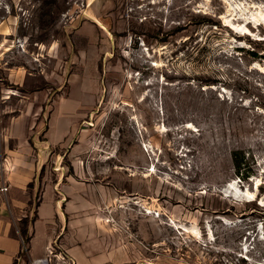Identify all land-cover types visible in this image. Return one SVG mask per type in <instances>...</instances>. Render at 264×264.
Masks as SVG:
<instances>
[{
    "label": "rangeland",
    "instance_id": "1",
    "mask_svg": "<svg viewBox=\"0 0 264 264\" xmlns=\"http://www.w3.org/2000/svg\"><path fill=\"white\" fill-rule=\"evenodd\" d=\"M28 163L21 230L53 187L81 218L14 264H264V0H0V185Z\"/></svg>",
    "mask_w": 264,
    "mask_h": 264
},
{
    "label": "crops",
    "instance_id": "2",
    "mask_svg": "<svg viewBox=\"0 0 264 264\" xmlns=\"http://www.w3.org/2000/svg\"><path fill=\"white\" fill-rule=\"evenodd\" d=\"M37 168L34 163L26 164L25 168L17 169L9 175V182L0 185V264H14L19 258L24 247L25 239L21 230V224L24 218H29L33 190L30 189V183L34 182ZM7 190H1L3 186ZM65 205V208H63ZM77 212L68 200L61 199L57 188L53 187L45 190L41 202L37 206L38 217L30 220L27 225L30 234V246L34 250V258L39 259L45 256V252L50 250L54 239L67 228H74L80 222L75 215ZM83 224H86L84 222ZM60 229V233L57 231ZM69 254L76 262L83 264H95L97 258L85 255L77 257L73 248L70 249L67 244ZM84 258V259H83ZM72 259V258H71Z\"/></svg>",
    "mask_w": 264,
    "mask_h": 264
},
{
    "label": "trees",
    "instance_id": "3",
    "mask_svg": "<svg viewBox=\"0 0 264 264\" xmlns=\"http://www.w3.org/2000/svg\"><path fill=\"white\" fill-rule=\"evenodd\" d=\"M237 154H238V152H234V162H235V167L237 168V170H238V172L240 174V172H241V163L237 159ZM22 232H23V235H24V239H25V237H28V229L27 228H24V230ZM25 242H26V240H25Z\"/></svg>",
    "mask_w": 264,
    "mask_h": 264
},
{
    "label": "bare ground",
    "instance_id": "4",
    "mask_svg": "<svg viewBox=\"0 0 264 264\" xmlns=\"http://www.w3.org/2000/svg\"><path fill=\"white\" fill-rule=\"evenodd\" d=\"M196 235L199 236V232H196ZM40 264H46V261L45 260H41Z\"/></svg>",
    "mask_w": 264,
    "mask_h": 264
},
{
    "label": "built area",
    "instance_id": "5",
    "mask_svg": "<svg viewBox=\"0 0 264 264\" xmlns=\"http://www.w3.org/2000/svg\"><path fill=\"white\" fill-rule=\"evenodd\" d=\"M8 189V187H3L1 190H7Z\"/></svg>",
    "mask_w": 264,
    "mask_h": 264
}]
</instances>
